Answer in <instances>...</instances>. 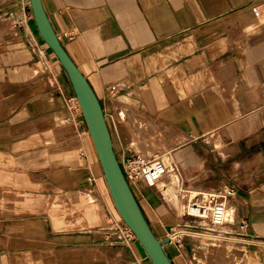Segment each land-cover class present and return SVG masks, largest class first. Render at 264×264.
Wrapping results in <instances>:
<instances>
[{
    "label": "crops",
    "instance_id": "crops-1",
    "mask_svg": "<svg viewBox=\"0 0 264 264\" xmlns=\"http://www.w3.org/2000/svg\"><path fill=\"white\" fill-rule=\"evenodd\" d=\"M43 3L100 100L119 162L144 156L154 125L170 146L161 158L170 154L181 177L177 191L234 189L227 213L234 235L264 242V24L253 11L260 2ZM53 53L30 0H0V264H152L120 231L88 127L69 108L73 87ZM140 189L137 200L165 240L178 220L154 188ZM109 233L124 239L114 244ZM184 251L207 263L197 246H167L174 264H191ZM260 257L264 264V248Z\"/></svg>",
    "mask_w": 264,
    "mask_h": 264
},
{
    "label": "water",
    "instance_id": "water-1",
    "mask_svg": "<svg viewBox=\"0 0 264 264\" xmlns=\"http://www.w3.org/2000/svg\"><path fill=\"white\" fill-rule=\"evenodd\" d=\"M38 30L65 70L79 102L89 135L114 205L122 220L146 251L152 264H174L166 246L147 220L137 198L125 179L100 100L81 69L71 58L55 31L43 0H30Z\"/></svg>",
    "mask_w": 264,
    "mask_h": 264
},
{
    "label": "built area",
    "instance_id": "built-area-1",
    "mask_svg": "<svg viewBox=\"0 0 264 264\" xmlns=\"http://www.w3.org/2000/svg\"><path fill=\"white\" fill-rule=\"evenodd\" d=\"M115 90V88H111L110 91ZM69 108L75 114H78L83 117L79 102L77 98L71 97L68 99ZM85 152L81 153V157H85ZM121 169L125 176L126 181L132 190H136L139 185L146 186L149 188H156L157 184L161 182L166 175V168L161 159L156 160L155 158H144L141 154H137L135 156L124 158L120 162ZM205 190H198L199 194ZM234 195V189L225 188L222 190L216 191H207L206 197L204 201H198V197H194L190 206L185 210L184 217L187 218L188 222L191 224H187L184 228L191 230H184L185 233L182 237H191V242L196 243L194 238L203 235L202 231H199L202 226H206V230L212 235H219L221 232V227L225 226L226 222V208L229 205V202ZM194 229H198L195 231ZM194 230V231H192ZM122 233L126 239H130L135 235L129 229V227L122 229ZM178 231L175 227L170 229V233L167 236L170 244H176L178 249L181 251L185 250V245L182 238L173 239L171 235H175ZM224 233V232H223ZM109 239H114L113 243L118 240L124 238H117L115 240L114 233H109Z\"/></svg>",
    "mask_w": 264,
    "mask_h": 264
},
{
    "label": "rangeland",
    "instance_id": "rangeland-1",
    "mask_svg": "<svg viewBox=\"0 0 264 264\" xmlns=\"http://www.w3.org/2000/svg\"><path fill=\"white\" fill-rule=\"evenodd\" d=\"M260 2V4L258 6H256V8L253 10V11H256L255 14H259L260 16L258 18H256L257 20H259L260 22H262L264 24V14L263 13H258L259 12V9L260 8H263L264 7V0H258ZM264 12V10H263ZM263 14V15H262ZM243 19L245 21V24L247 21H250V17L246 16V15H243ZM53 56L54 58L55 55L53 53ZM58 60V59H57ZM64 70V69H63ZM65 72V70H64ZM66 74V72H65ZM67 75V74H66ZM68 77V76H67ZM76 97V95H75ZM84 118V117H83ZM86 123V122H85ZM87 125V124H86ZM142 127V125H141ZM150 129L149 132H145L146 135H145V139H144V142L146 143V145H148V148L143 150L145 152L144 156L147 157V158H155V159H161L162 161H164V159H162V153L168 148L170 149V146H166V142L164 141L160 131L158 129H156V127H148ZM143 130H145L144 128H142ZM156 129V130H155ZM147 131V130H146ZM155 136V138H154ZM137 140L136 142L138 143L139 142V137L136 135L135 137ZM156 138H160L158 141L159 143L156 144ZM94 146V145H93ZM147 155V156H146ZM161 155V156H160ZM152 156V157H150ZM159 157V158H158ZM119 161V160H118ZM120 163V162H119ZM103 173V172H102ZM176 179V180H175ZM99 180V179H97ZM105 180V178H104ZM178 180V181H177ZM181 182V177L180 178H169V179H165L164 182L162 183V185L164 183H166L167 187L164 188L162 185L159 187V191L157 192V188H154L152 189L154 192L158 193L161 197H165L164 199V204H165V207L171 212V213H175V208L178 209L179 208V211H180V204H179V200L181 201V206L182 204H186L187 200H190L192 199V197L188 194V191H194V188H187L185 187V191L183 192V196L182 198L180 197H176L178 194V189H176L175 186H179L180 182ZM107 185V184H106ZM141 186L142 185H139V187L137 188L136 187V190H132L135 197H136V194L138 195H141ZM146 187V186H145ZM161 192V193H160ZM110 193V192H109ZM187 194V195H185ZM163 195V196H162ZM189 195V196H188ZM163 197V198H164ZM137 198V197H136ZM173 198H177V203H174L173 201ZM162 199V198H161ZM174 205V206H173ZM232 208H229V211L231 210ZM232 211V210H231ZM233 211L236 213V210L233 208ZM118 213V212H117ZM116 213V220L120 223L119 225L122 226V228H126L128 227L125 222L121 219V217ZM189 225L191 223L188 222L187 218L186 217H183L179 219V221L173 225V227H175L177 230H181V229H184V230H191V229H187V228H184L185 225ZM153 228V227H152ZM120 229V228H119ZM201 230L199 231H202L201 233H204V234H207V233H210L208 231H205L206 230V226H202L201 228H199ZM221 229V232L222 233H219V235H225V236H231V240H234V243L236 244L235 246H231L229 245L228 247H224V246H220V244H222V242H218L219 238H215L214 240H211V239H202L199 241V244L201 245H206L208 244L209 246L213 247V248H210L207 253L205 254L206 257L208 256V254L212 255L213 254V251L214 248H216L215 250L217 252H219V257L222 258V260L226 259V262L228 264H261V257H260V250L264 248L263 245L259 246L260 249H255L253 250L252 248L254 247L253 246V243H248V242H243V241H239L238 239H236L234 235V226H230L228 227V225L225 224V226ZM154 230V229H153ZM195 231H198V229H194ZM192 230V231H194ZM121 232L122 229H120ZM120 232V234H121ZM224 232V233H223ZM170 233V230L168 229L167 231V236L169 235ZM217 235V234H216ZM134 238H136L134 236ZM159 238V237H158ZM238 238V237H237ZM161 239V238H159ZM166 239H168V237H166ZM165 239V240H166ZM197 239V238H195ZM137 240V238H136ZM182 240L184 242V245H185V249L190 247L191 249H195L196 248V244L191 242V237H182ZM239 242V243H238ZM203 243V244H202ZM223 243H226L227 245V242H223ZM238 243V244H237ZM257 244V243H256ZM170 245H173L175 246L177 249V245L176 244H168L167 246H170ZM167 246H166V250H167ZM242 253H240L239 251ZM195 251V250H194ZM212 251V252H211ZM216 252V253H217ZM187 258H188V261H190L189 263L191 264H205L204 262H201L199 261V259L196 258L195 254L196 252L194 253H191L190 254H187L186 251L183 252ZM238 253V254H237ZM197 255L199 256V250H197ZM224 256V257H223ZM228 256V258H227ZM238 256V257H237ZM240 256V257H239ZM226 257V258H225ZM242 257V258H241Z\"/></svg>",
    "mask_w": 264,
    "mask_h": 264
},
{
    "label": "bare ground",
    "instance_id": "bare-ground-1",
    "mask_svg": "<svg viewBox=\"0 0 264 264\" xmlns=\"http://www.w3.org/2000/svg\"><path fill=\"white\" fill-rule=\"evenodd\" d=\"M128 116V115H127ZM135 117V116H134ZM130 122V121H129ZM139 122V121H138ZM154 126V125H153ZM138 126H136V128H137ZM135 128V129H136ZM141 129V128H140ZM139 128H138V130H140ZM144 131V130H143ZM140 132V131H139ZM139 132H137V134H138V136H139V138L141 137V135H142V133H141V135H140V133ZM144 134V133H143ZM143 137V136H142ZM95 149V148H94ZM96 152V151H95ZM143 156V155H142ZM147 156V155H146ZM144 158H147V157H145V156H143ZM159 158V157H158ZM163 159H164V161H162L163 163H164V165H165V168H166V175L164 176V178H163V180L161 181V182H159L158 184H157V186H156V188L157 189H159V187L162 185V183L164 182V180L165 179H169V178H180V175H179V173H178V170H177V167L175 166V164H174V162H173V160H172V157H171V155L170 154H166L164 157H163ZM157 160V159H156ZM176 180V179H175ZM178 181V180H177ZM180 182V181H179ZM166 184V183H165ZM185 191V189L184 188H181L180 190H179V192L177 193L178 195L176 196V197H180V198H182V196H183V192ZM198 190H194V191H188V194L192 197V199H190V200H187V202H186V204H182V206H181V201L179 200V204H180V211H179V208L178 209H176L175 208V213H174V215L176 216V218H177V220L179 221V219L180 218H182L183 219V217H184V214H185V210L187 209V207H189L190 206V204H191V202L193 201V199H194V197H198V201H200V202H202V201H204V199H205V197H206V194H207V191H203L202 192V194H199V192H197ZM185 195H187V194H185ZM188 195V196H189ZM164 197V196H163ZM164 199H165V197H164ZM166 200V199H165ZM173 201H174V203H177L176 201H177V198H173ZM114 203V202H113ZM174 206V205H173ZM233 207V205H228L227 206V208H226V215H225V218H226V225H228V227H229V225L230 226H234L235 225V222H233V223H231V222H229L228 220H227V213H228V210H229V208H232ZM116 208V207H115ZM117 210V209H116ZM118 212V211H117ZM118 214H119V212H118ZM119 216H120V214H119ZM121 217V216H120ZM122 219V218H121ZM224 227V226H223ZM222 227V228H223ZM183 232H185V231H182V230H180V231H178L174 236L173 235H171L172 236V238L173 239H178V238H182V236L185 234V233H183ZM192 236H194V238H197V239H195L196 240V246H197V250H199V257L198 258H200V259H205L206 261H207V263L208 264H228L227 262H226V259H224V260H222V258L221 257H219L220 255H219V252H217L215 249L216 248H214V250H212L213 251V254L212 255H210V254H208V256L206 257V253H207V251L210 249V247L209 246H206V245H201V244H199V241L200 240H202V239H211V240H214L215 238H219V240L218 241H220V242H227V243H229V244H231V245H233V246H235L236 244L234 243V240H231L230 238H231V236H225V235H212V234H203V235H200V236H198V237H196L195 235H192ZM236 239H238L239 241H243V242H248V243H252L253 241H250V240H246V239H241V238H237V237H235ZM239 243V242H238ZM237 243V244H238ZM254 243H257V245L258 246H260V244H264V242H254ZM203 244V243H202ZM211 251V252H212ZM217 252V253H216ZM238 254V253H237ZM224 257V256H223ZM238 257V256H237ZM240 257V256H239ZM226 258V257H225ZM227 258H228V256H227ZM242 258V257H241ZM206 263V264H207Z\"/></svg>",
    "mask_w": 264,
    "mask_h": 264
}]
</instances>
